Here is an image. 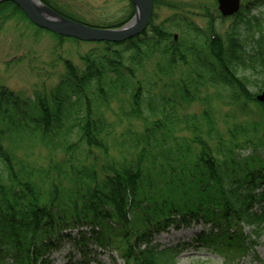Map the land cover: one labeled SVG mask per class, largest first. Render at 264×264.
I'll return each instance as SVG.
<instances>
[{"label":"trees","instance_id":"trees-1","mask_svg":"<svg viewBox=\"0 0 264 264\" xmlns=\"http://www.w3.org/2000/svg\"><path fill=\"white\" fill-rule=\"evenodd\" d=\"M41 1L99 28L135 14L131 0L97 21ZM153 1L148 28L121 43L58 36L0 4V32L50 35L60 67L30 91L0 83V264H57L69 244L62 264H105L99 250L114 264H177L189 248L264 264V0L230 17L216 0ZM159 7L172 14L156 22ZM37 143L49 151L31 160ZM194 225L188 243L155 242Z\"/></svg>","mask_w":264,"mask_h":264},{"label":"rangeland","instance_id":"rangeland-1","mask_svg":"<svg viewBox=\"0 0 264 264\" xmlns=\"http://www.w3.org/2000/svg\"><path fill=\"white\" fill-rule=\"evenodd\" d=\"M192 1L197 3L199 0ZM70 3L80 16L92 21H97L98 17L113 18L119 16L121 8L126 5L124 0H70ZM154 13L156 22H160L172 14V12L161 7L155 9ZM54 43L55 40L47 34H42L36 41L16 38L15 29L12 26H6L0 32V83L13 90L26 91H30L31 85L41 80L53 84L55 82L54 75L60 69L59 63L55 59L56 55L52 52ZM88 48L89 46H82L81 51ZM74 49H76V46L73 43L65 44L67 52ZM159 59V57H156L152 62H149L147 69H151ZM195 109L199 110L197 107ZM48 151V148L42 146L41 143H37L34 148L30 149L29 152L31 153L29 155L31 160H38L39 157H44ZM59 152L61 151L59 150ZM200 228L201 225H194L191 228L180 230L170 228L167 232L157 236L155 242L172 247L182 245L188 243ZM258 242L256 257L264 261V225ZM70 251H74L71 244L55 253L53 258L56 263L62 264ZM114 257L116 258V264H122L116 254H114ZM96 258L102 263L114 264L109 259V253H101V250L96 253ZM242 263L260 264L258 260L252 258H246L240 262V264ZM177 264H226V262L223 257L204 250L189 248L178 256Z\"/></svg>","mask_w":264,"mask_h":264},{"label":"water","instance_id":"water-1","mask_svg":"<svg viewBox=\"0 0 264 264\" xmlns=\"http://www.w3.org/2000/svg\"><path fill=\"white\" fill-rule=\"evenodd\" d=\"M15 3L27 18L40 29L58 36L77 39L82 42H113L121 43L142 34L149 26L153 15V0H131L134 17L120 28H99L68 19L52 10L41 0H0ZM218 10L223 17L237 13L241 0H216ZM264 103V89L257 96Z\"/></svg>","mask_w":264,"mask_h":264}]
</instances>
